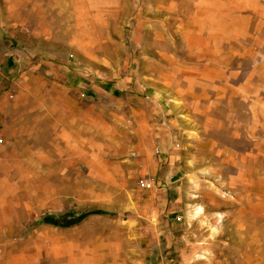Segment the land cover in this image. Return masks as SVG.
<instances>
[{
    "label": "rangeland",
    "instance_id": "obj_1",
    "mask_svg": "<svg viewBox=\"0 0 264 264\" xmlns=\"http://www.w3.org/2000/svg\"><path fill=\"white\" fill-rule=\"evenodd\" d=\"M0 264H264V0H0Z\"/></svg>",
    "mask_w": 264,
    "mask_h": 264
},
{
    "label": "crops",
    "instance_id": "obj_2",
    "mask_svg": "<svg viewBox=\"0 0 264 264\" xmlns=\"http://www.w3.org/2000/svg\"><path fill=\"white\" fill-rule=\"evenodd\" d=\"M76 56L80 57L79 54L76 52L75 53ZM61 70L64 69H68L67 67H60ZM59 68H52L51 73L52 74H58ZM87 78H92V74L87 73ZM84 84L80 86H76L73 87L70 84H64L66 86V88H72L74 90H81L82 93L85 95V93H87V97L90 98H95L98 96H104L106 93H108V91L110 92V90L112 89V84L113 83H107L104 81H99V80H95V81H87L84 82ZM115 86V85H114ZM116 87V86H115ZM76 88V89H75ZM90 94V95H88ZM104 94V95H103ZM118 101L115 100H103V99H98L97 101H92L89 99H82V100H62V101H57L56 102V106H54L55 101L50 100L48 101V104L45 102V110L40 111L39 112V116H40V135H39V139L42 140V128L44 129L45 132V127H43L47 120H50L51 123V127L52 125V121L55 118H65V117H74L77 118L76 123H71V131L72 132H81L82 136L81 139L86 140L87 144H83L82 145V155H89L90 154V149H89V131H90V120H91V107H98L101 110V112L98 114V116L100 118H103V122L106 120V118H113L114 122L116 120H119V115L121 113L120 111V107H118ZM59 104V105H58ZM112 104V105H111ZM111 105V106H110ZM131 111L135 114H138V112L134 109V107L132 105H130L128 103ZM42 107V106H41ZM54 108H61V109H57L55 110ZM64 108H72V110H64ZM36 114V123L38 121L37 116H38V112L35 111ZM79 125L81 126L79 129ZM75 127V128H74ZM69 129V130H70ZM113 129V128H112ZM114 130V129H113ZM84 132L87 133L85 137H83ZM45 137V136H44ZM37 138V136H36ZM39 154H42V151L39 152ZM152 177V176H151ZM149 178V177H148ZM154 178V177H153ZM144 188V187H142Z\"/></svg>",
    "mask_w": 264,
    "mask_h": 264
},
{
    "label": "built area",
    "instance_id": "obj_3",
    "mask_svg": "<svg viewBox=\"0 0 264 264\" xmlns=\"http://www.w3.org/2000/svg\"><path fill=\"white\" fill-rule=\"evenodd\" d=\"M154 178L153 177H149V178H146V179H141L139 181V185L141 187H144V188H149V187H152L154 185Z\"/></svg>",
    "mask_w": 264,
    "mask_h": 264
},
{
    "label": "trees",
    "instance_id": "obj_4",
    "mask_svg": "<svg viewBox=\"0 0 264 264\" xmlns=\"http://www.w3.org/2000/svg\"><path fill=\"white\" fill-rule=\"evenodd\" d=\"M86 215H87V213H82L74 221L65 222L62 226H69V225H71L73 223H76V222L80 221L82 218H84ZM45 221H47L49 223H53V224L55 223L51 219H46Z\"/></svg>",
    "mask_w": 264,
    "mask_h": 264
}]
</instances>
